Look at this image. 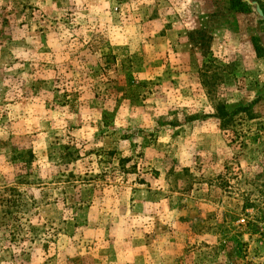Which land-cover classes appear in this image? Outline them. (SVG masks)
<instances>
[{"label": "rangeland", "instance_id": "374dc122", "mask_svg": "<svg viewBox=\"0 0 264 264\" xmlns=\"http://www.w3.org/2000/svg\"><path fill=\"white\" fill-rule=\"evenodd\" d=\"M0 264H264V0H0Z\"/></svg>", "mask_w": 264, "mask_h": 264}, {"label": "trees", "instance_id": "16d2710c", "mask_svg": "<svg viewBox=\"0 0 264 264\" xmlns=\"http://www.w3.org/2000/svg\"><path fill=\"white\" fill-rule=\"evenodd\" d=\"M218 111H220V112L218 113V117H219V118H222V117L226 114V113L223 112L222 109H220V110H218Z\"/></svg>", "mask_w": 264, "mask_h": 264}]
</instances>
